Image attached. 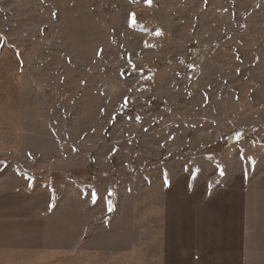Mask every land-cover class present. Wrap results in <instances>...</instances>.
<instances>
[{"label": "rangeland", "instance_id": "rangeland-1", "mask_svg": "<svg viewBox=\"0 0 264 264\" xmlns=\"http://www.w3.org/2000/svg\"><path fill=\"white\" fill-rule=\"evenodd\" d=\"M0 183L54 190L28 234L65 256L147 264L149 238L197 232L260 251L259 206L201 202L264 185V0H0Z\"/></svg>", "mask_w": 264, "mask_h": 264}, {"label": "crops", "instance_id": "crops-1", "mask_svg": "<svg viewBox=\"0 0 264 264\" xmlns=\"http://www.w3.org/2000/svg\"><path fill=\"white\" fill-rule=\"evenodd\" d=\"M217 192L215 195H219L220 191ZM225 192L228 193L220 196L232 197L205 198L201 202L202 206L226 205L230 208L237 203L233 196L242 195V201L239 200V202L244 207V221L247 222V214L248 218L251 217L252 207L259 206L260 227L264 228V185H261L259 190L244 188L241 194L231 189ZM82 193L80 191L79 194L82 195ZM71 200L69 198L67 201L70 205ZM58 203L52 189L43 191L16 188L0 183V264H65V260L66 264H75L72 263L73 259L80 260L79 264H103L102 260L93 263L92 254L89 252H75V257H71L69 253L65 256L66 252H60L58 247L53 249V246H48L50 243H60L55 238L46 239L43 235L28 234L29 228L43 226L39 221L51 214ZM196 223L197 228L204 227L200 224L198 215ZM208 225L212 229H218L220 222L212 220ZM245 234L246 231L243 240L239 241V244L243 245L242 251H236L235 248L230 247V242L228 247H219V243L222 244L220 236L205 237L200 232L191 238L179 236L173 239L171 237L153 239L148 237L147 243L150 246L147 249V264H264V237L260 238L261 250L253 251L252 240L246 238ZM204 238H207V241L204 242ZM53 239L55 241H51ZM75 242L76 239L73 243ZM133 243L139 245L137 253L143 251L141 248L143 238L134 239ZM168 244H173L174 250L172 245L167 246Z\"/></svg>", "mask_w": 264, "mask_h": 264}, {"label": "snow or ice", "instance_id": "snow-or-ice-1", "mask_svg": "<svg viewBox=\"0 0 264 264\" xmlns=\"http://www.w3.org/2000/svg\"><path fill=\"white\" fill-rule=\"evenodd\" d=\"M146 2L149 5H151L152 0H146ZM130 16H131L130 23L131 24H135L136 23L135 13L130 14ZM157 35H159V33H157ZM146 46H149V45H146ZM126 103H127V98H125V106H126ZM253 163H254V161H253ZM221 175H223V171L222 170H221ZM167 183H168V181H167V179H165V184L167 185ZM95 202H96V195H95V193H93V203H95ZM112 208H113V206H112L111 201H108V210L112 211Z\"/></svg>", "mask_w": 264, "mask_h": 264}]
</instances>
